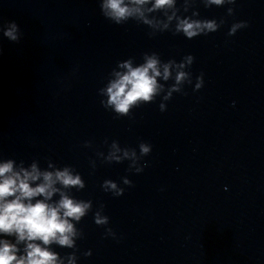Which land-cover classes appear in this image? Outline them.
<instances>
[{"label":"water","instance_id":"1","mask_svg":"<svg viewBox=\"0 0 264 264\" xmlns=\"http://www.w3.org/2000/svg\"><path fill=\"white\" fill-rule=\"evenodd\" d=\"M149 7L142 10L156 28L131 19L116 25L101 14L100 0H0V163L13 160L14 171L32 163L42 172L71 166L81 175L84 189L65 190L93 202L76 224L83 232L76 264H264V0ZM177 17L225 23L189 40L173 35ZM10 21L19 26V42L3 36ZM238 21L248 27L228 36ZM152 52L166 87L174 81H163V63L192 55V85L164 101L163 112L162 97L131 109L130 117L106 110L98 91L126 72L118 62L135 68ZM201 73L204 86L193 91ZM114 140L138 154L140 142L151 144L143 172H129V160L108 162ZM107 179L124 194L105 192ZM59 199L56 193L49 202ZM100 204L116 238L94 223ZM3 239L16 243L14 235ZM49 248L69 264L73 249Z\"/></svg>","mask_w":264,"mask_h":264},{"label":"clouds","instance_id":"2","mask_svg":"<svg viewBox=\"0 0 264 264\" xmlns=\"http://www.w3.org/2000/svg\"><path fill=\"white\" fill-rule=\"evenodd\" d=\"M236 0H203L206 8L213 5L223 7L234 5ZM151 4L147 9L153 12L161 9L172 8L175 0H100L101 14L116 25H122L130 19L141 22L150 28H156V23L144 16L142 6ZM233 7L227 8V14L233 15ZM175 15V13H173ZM199 15V13H193ZM171 21L172 17H168ZM177 24L172 31L173 35L183 34L189 40L200 35H208L218 31L225 20L216 19H192L177 17ZM248 27L247 21H238L231 25L228 36H233L238 30ZM169 28L164 24L163 30ZM161 30V32H163ZM150 32L149 35H155ZM19 26L15 21L7 22L3 30V36L10 41L19 42ZM144 63L135 68L131 60L118 62L120 68L126 72H115L116 79L109 81L105 88L99 89L98 94L105 96L101 99V105L110 109L117 117H130V110L140 107L142 104L153 103L157 97H162L159 104L161 112L166 111L164 101H169L174 93H183L184 85H192V73L190 69L194 62L192 55H186L180 62L170 59L163 63L162 79L174 82L166 87V84L158 83L161 77V60L156 52L144 53ZM171 69H175L173 76ZM204 86L203 73L196 77L193 91H199ZM107 143V140H105ZM85 147H91V142L86 141ZM139 154L135 148H122L117 141L109 145V163H122L129 160V172L141 173L147 163H141L143 157L152 151L149 143L140 142ZM122 153L123 155H117ZM13 160L9 159L0 163V234L11 237L15 236L16 243H10L8 239L0 240V264H63L59 253L50 250L49 246L57 244L63 248L73 249L67 255L69 264H76L78 251L76 241L83 237V232L76 227L85 216L93 209L91 200L76 199L66 194L65 190L75 188L80 191L85 188V182L77 172L73 174L71 166H65L63 170L40 171L36 163H32L31 170L20 167L14 171ZM51 167V165H49ZM42 182L33 186V182ZM122 183L131 187L132 181L127 177L122 178ZM59 184L61 187H56ZM105 192L111 193L113 197H120L125 189L120 187L116 181L107 179L101 185ZM59 193L60 199L50 203L54 194ZM43 197V199H35ZM104 205L100 204L94 212V223L105 228V236L116 238V233L109 225V217L103 215ZM75 222V223H73ZM37 241L41 243H37ZM24 242V248L18 245ZM90 256L91 251L84 253Z\"/></svg>","mask_w":264,"mask_h":264}]
</instances>
